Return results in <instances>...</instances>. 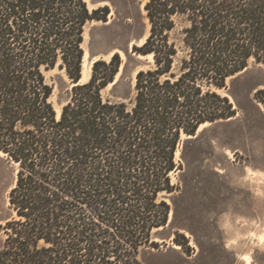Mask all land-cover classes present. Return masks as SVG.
Returning <instances> with one entry per match:
<instances>
[{"label":"trees","instance_id":"16d2710c","mask_svg":"<svg viewBox=\"0 0 264 264\" xmlns=\"http://www.w3.org/2000/svg\"><path fill=\"white\" fill-rule=\"evenodd\" d=\"M144 10L149 34L132 49L152 60L120 96L119 52L80 81L84 27L107 7L0 0V152L16 172L0 264H141L169 219L159 196L176 190L182 134L234 117L213 89L264 64V0H148ZM56 67L73 83L58 104L45 76ZM253 98L264 107V89Z\"/></svg>","mask_w":264,"mask_h":264},{"label":"rangeland","instance_id":"374dc122","mask_svg":"<svg viewBox=\"0 0 264 264\" xmlns=\"http://www.w3.org/2000/svg\"><path fill=\"white\" fill-rule=\"evenodd\" d=\"M147 1L85 0L89 10L104 6L109 12L100 13L105 21L85 25L83 62L91 72L95 60L119 52L122 69L115 93L120 96L132 94L135 73L150 65L132 49L149 34ZM64 71L45 72L56 104L73 86ZM226 83L225 89L213 90L228 96L237 112L181 138L178 167L170 174L176 190L159 196L170 205L169 219L152 231L158 247L140 250L141 264H264V107L253 98L264 89V64L250 61ZM15 178L14 166L0 155V227L12 214L8 196ZM3 238L0 228V247Z\"/></svg>","mask_w":264,"mask_h":264},{"label":"bare ground","instance_id":"6f19581e","mask_svg":"<svg viewBox=\"0 0 264 264\" xmlns=\"http://www.w3.org/2000/svg\"><path fill=\"white\" fill-rule=\"evenodd\" d=\"M147 24H148V33H149V23L147 22ZM147 35V34H146ZM145 37H147V36H145ZM145 37H143L142 39H141V43H143V41H144V39H145ZM85 56V54L83 55V57ZM140 58H143L142 56H140ZM146 58H148L149 59V61L150 60H152V58H150L149 56L148 57H146ZM89 72H90V68L88 67V66H86V63L85 62H83V68H82V72H81V81H86L87 79H88V77H89ZM133 82H134V80H133ZM206 125H208V123H203V124H201L200 126H199V128L196 130V132L197 131H199L200 129H202L204 126H206ZM190 135H184V134H182V136H181V138H187V137H189ZM177 154H178V150L176 151V153H175V155L177 156ZM0 155L2 156L3 154L0 152ZM172 174H173V172H171ZM170 173V174H171Z\"/></svg>","mask_w":264,"mask_h":264},{"label":"water","instance_id":"95a60500","mask_svg":"<svg viewBox=\"0 0 264 264\" xmlns=\"http://www.w3.org/2000/svg\"><path fill=\"white\" fill-rule=\"evenodd\" d=\"M232 77H233V76H232ZM232 77H231V78H232Z\"/></svg>","mask_w":264,"mask_h":264}]
</instances>
